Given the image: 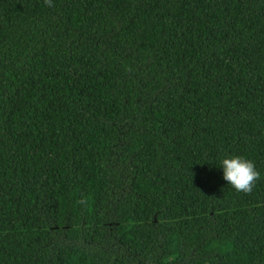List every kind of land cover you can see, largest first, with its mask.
Masks as SVG:
<instances>
[{
	"label": "trees",
	"instance_id": "obj_1",
	"mask_svg": "<svg viewBox=\"0 0 264 264\" xmlns=\"http://www.w3.org/2000/svg\"><path fill=\"white\" fill-rule=\"evenodd\" d=\"M0 264H264V0H0Z\"/></svg>",
	"mask_w": 264,
	"mask_h": 264
},
{
	"label": "clouds",
	"instance_id": "obj_2",
	"mask_svg": "<svg viewBox=\"0 0 264 264\" xmlns=\"http://www.w3.org/2000/svg\"><path fill=\"white\" fill-rule=\"evenodd\" d=\"M222 178L235 191L245 194L252 192L259 172L254 163L242 156L224 157L219 162Z\"/></svg>",
	"mask_w": 264,
	"mask_h": 264
}]
</instances>
